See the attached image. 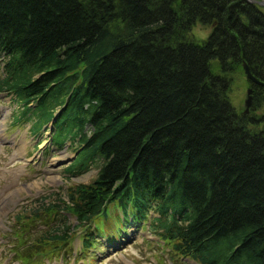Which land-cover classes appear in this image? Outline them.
Returning a JSON list of instances; mask_svg holds the SVG:
<instances>
[{
	"label": "trees",
	"instance_id": "obj_1",
	"mask_svg": "<svg viewBox=\"0 0 264 264\" xmlns=\"http://www.w3.org/2000/svg\"><path fill=\"white\" fill-rule=\"evenodd\" d=\"M195 22L211 27L204 39L190 34ZM243 62L257 82L247 79L250 104L238 111L228 90ZM0 66V91L22 104L35 130L53 121L54 142L79 139L68 171L102 160L91 181L68 187L67 198L41 200L16 216L57 220L36 237L22 233L15 251L26 264L57 255L79 228L113 209L122 212L112 226L116 237L124 221L149 217L174 258L264 264L260 5L0 0ZM28 224L20 225L24 232ZM94 229H84L88 249L96 246Z\"/></svg>",
	"mask_w": 264,
	"mask_h": 264
},
{
	"label": "rangeland",
	"instance_id": "obj_2",
	"mask_svg": "<svg viewBox=\"0 0 264 264\" xmlns=\"http://www.w3.org/2000/svg\"><path fill=\"white\" fill-rule=\"evenodd\" d=\"M260 7L264 11V5ZM210 28L195 22L190 34L198 40L204 39ZM230 77L228 96L236 110L242 111L249 82L242 67L231 72ZM14 98L6 90L0 93V264H23L17 261L14 252L15 243L21 240L22 233L27 238L36 237L57 221L53 217L32 221L27 217L17 221L16 216L41 200L60 202L59 197L67 198L68 187L91 181L97 175L102 161L96 157L88 161L86 169L68 171L78 152L76 146L79 139L71 141L72 138H69L63 144H57L52 138L54 122H45L35 130L34 118L27 119L29 112L22 115V104ZM16 115H20L21 119L16 121ZM84 129L88 133L91 127L85 125ZM19 147L20 151L17 152ZM120 213L113 209L110 215L97 217L90 227L78 229L63 253L51 257L39 255L31 264H199L185 257L174 258L169 247L149 227V217L148 220L126 222V230L121 231L119 238L115 239L116 235L111 234L112 226L115 220L120 219ZM66 214L71 224L77 222L72 214ZM156 214L152 209L148 215ZM25 222H32L26 226L29 228L26 232L20 226ZM145 222L146 225L142 227ZM95 225L97 246L84 255L87 250L85 247L81 250L84 229L96 228Z\"/></svg>",
	"mask_w": 264,
	"mask_h": 264
},
{
	"label": "water",
	"instance_id": "obj_3",
	"mask_svg": "<svg viewBox=\"0 0 264 264\" xmlns=\"http://www.w3.org/2000/svg\"><path fill=\"white\" fill-rule=\"evenodd\" d=\"M248 1L253 2V3H257L258 5H264V0H248ZM243 70H244V73H245V76L247 79L254 80V76L251 73V71L249 70L247 63H245V62H243ZM250 91H251V87H247L246 97L244 99V111L248 110V106L250 104V100H251Z\"/></svg>",
	"mask_w": 264,
	"mask_h": 264
},
{
	"label": "bare ground",
	"instance_id": "obj_4",
	"mask_svg": "<svg viewBox=\"0 0 264 264\" xmlns=\"http://www.w3.org/2000/svg\"><path fill=\"white\" fill-rule=\"evenodd\" d=\"M246 63V62H245ZM254 76V75H253ZM253 82H257V78L254 76V80H252ZM251 87V86H250ZM20 148L21 147H19V150L17 151V152H19L20 151Z\"/></svg>",
	"mask_w": 264,
	"mask_h": 264
}]
</instances>
